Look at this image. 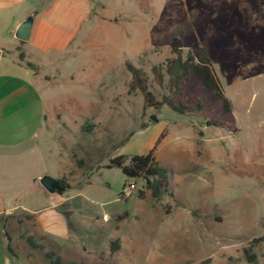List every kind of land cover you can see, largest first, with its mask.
Here are the masks:
<instances>
[{
    "label": "rangeland",
    "instance_id": "obj_1",
    "mask_svg": "<svg viewBox=\"0 0 264 264\" xmlns=\"http://www.w3.org/2000/svg\"><path fill=\"white\" fill-rule=\"evenodd\" d=\"M89 2L90 16L66 59L43 74L47 113L35 141L59 151L72 188L63 195L27 189L25 204L33 210L50 203L46 195L64 201L57 210L70 236L61 254L79 264H103L116 239L121 249L112 264H264V241L253 249L256 263L245 255L264 237V0ZM178 27L185 29L186 51L207 50L230 112L195 73L175 98L190 108L186 115L167 106L144 111L143 96L128 94L126 61L146 71L155 94L165 93L151 69L171 57ZM86 123L95 125L92 133L81 131ZM164 131L156 155L169 169L172 196L140 199L142 180L127 181L121 169L103 166L149 152ZM26 221L18 225L22 236L34 230ZM22 246L16 263L46 264L40 251Z\"/></svg>",
    "mask_w": 264,
    "mask_h": 264
},
{
    "label": "crops",
    "instance_id": "obj_2",
    "mask_svg": "<svg viewBox=\"0 0 264 264\" xmlns=\"http://www.w3.org/2000/svg\"><path fill=\"white\" fill-rule=\"evenodd\" d=\"M91 10L89 0H0V264L16 263L18 245L25 241L18 225L27 223L28 218L34 224L31 233L46 238L60 254L61 242L69 239L65 216L57 210L64 201L58 203L46 195L51 202L31 210L23 195L27 189L54 194L43 187L41 179L64 176L59 151L54 154L35 143L43 133L47 113L41 91L48 83L43 74L66 59ZM31 14V37L22 42L15 33ZM54 164L57 177L50 170Z\"/></svg>",
    "mask_w": 264,
    "mask_h": 264
},
{
    "label": "trees",
    "instance_id": "obj_3",
    "mask_svg": "<svg viewBox=\"0 0 264 264\" xmlns=\"http://www.w3.org/2000/svg\"><path fill=\"white\" fill-rule=\"evenodd\" d=\"M184 36L185 29L183 27L175 29L170 42L171 57L164 63L154 65L151 69L154 83L161 89H164L165 93L161 96L155 94L151 90L150 76L146 71L132 64L130 61H126V69L131 75V80L128 84V94H141L143 96L144 111L148 108L161 110L164 106H167L180 115H186L190 108L175 98L181 91L182 83L188 79L191 73H195L210 92L211 98L224 99V111L227 113L230 112L232 110L231 102L225 97L223 85L207 50L203 48L199 51L193 49L186 51ZM20 58L21 60L24 58L22 53L20 54ZM147 126L144 124L141 129H145ZM94 128L95 125L86 123L82 126L81 131L92 133ZM133 134L122 144L128 142ZM165 134V132L161 134L155 146L148 153L131 157L118 156L111 159L109 164L103 167L121 169L127 177V181L134 182L142 180L144 182L143 190L138 192L140 199H145L147 193L150 194L155 202L162 201L166 195L172 196V193L169 191V169L161 165L156 156L157 148L164 139ZM76 163L79 168H84L85 166V161L81 159L76 160ZM98 168L101 167L98 166ZM92 170L93 168L90 169V171ZM58 181L59 188L56 193L63 195L71 190L72 186L68 182L67 176L59 178ZM122 195L124 196V192ZM166 208L169 213L171 207L168 205ZM23 238L31 249L38 250L42 253L46 264H79L75 261L66 260L60 254V251L56 249V246L51 248L47 244L46 238L44 237L39 238V240L34 235L24 236ZM263 241L264 237L256 238L250 247L245 249V255L250 263H256V254L253 252V249ZM120 249L121 241L119 239L112 241L109 254H103L101 257L105 259L103 264H112L113 256Z\"/></svg>",
    "mask_w": 264,
    "mask_h": 264
},
{
    "label": "water",
    "instance_id": "obj_4",
    "mask_svg": "<svg viewBox=\"0 0 264 264\" xmlns=\"http://www.w3.org/2000/svg\"><path fill=\"white\" fill-rule=\"evenodd\" d=\"M33 24H34V15L31 14L26 18L25 21H23L20 24V26L18 27L15 33V37L22 42H28L31 37ZM41 184L50 193H56L59 188L58 179L53 178L51 176H44L41 179Z\"/></svg>",
    "mask_w": 264,
    "mask_h": 264
}]
</instances>
